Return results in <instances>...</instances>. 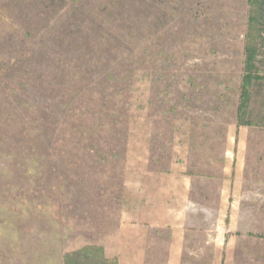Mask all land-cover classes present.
I'll list each match as a JSON object with an SVG mask.
<instances>
[{
  "label": "rangeland",
  "instance_id": "obj_1",
  "mask_svg": "<svg viewBox=\"0 0 264 264\" xmlns=\"http://www.w3.org/2000/svg\"><path fill=\"white\" fill-rule=\"evenodd\" d=\"M261 1L0 0V264H71L80 250L130 264L102 246L139 179L129 141L152 134V167L165 168L186 134L188 172L223 177L240 127L227 263L264 264ZM167 244L151 235L148 264Z\"/></svg>",
  "mask_w": 264,
  "mask_h": 264
},
{
  "label": "crops",
  "instance_id": "obj_2",
  "mask_svg": "<svg viewBox=\"0 0 264 264\" xmlns=\"http://www.w3.org/2000/svg\"><path fill=\"white\" fill-rule=\"evenodd\" d=\"M247 134L248 129L240 127L238 145L227 147V155L232 152L233 158L232 164L223 168V177L188 172L190 143L186 134H174L171 159L165 168L152 167V134L130 140V155L132 142L137 143V154H133L132 160L140 161L139 179L125 184L126 207L122 219L102 242L106 257L118 258L121 263L148 264L151 235L167 231L164 264H186L185 257L191 255L201 261L206 252H213L209 264H224L223 261L228 264L229 251L234 248L231 246L234 233L229 224L234 212L239 217L241 213L233 198L237 190L244 191ZM259 217L264 218L260 214ZM193 237L195 254L190 249Z\"/></svg>",
  "mask_w": 264,
  "mask_h": 264
},
{
  "label": "trees",
  "instance_id": "obj_3",
  "mask_svg": "<svg viewBox=\"0 0 264 264\" xmlns=\"http://www.w3.org/2000/svg\"><path fill=\"white\" fill-rule=\"evenodd\" d=\"M263 5H264V0L261 1V6ZM69 260L71 264H109L108 260L106 259L100 260L94 258L84 250L73 252L69 257Z\"/></svg>",
  "mask_w": 264,
  "mask_h": 264
}]
</instances>
